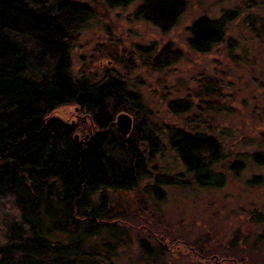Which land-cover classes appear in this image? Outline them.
<instances>
[{
	"label": "trees",
	"instance_id": "1",
	"mask_svg": "<svg viewBox=\"0 0 264 264\" xmlns=\"http://www.w3.org/2000/svg\"><path fill=\"white\" fill-rule=\"evenodd\" d=\"M134 2L0 0V264H109L117 248L128 249L133 241L137 264H169L165 257L175 239L167 241L148 224L144 233L131 227L150 220L141 218L146 210L153 221L164 220L160 188L219 193L249 162L264 167V135L257 142L260 152L239 154L230 163L219 141L199 131L200 114L184 121H198V127L185 130L153 119L136 91L140 80L128 79L136 69L131 58L138 55L141 66L160 71L180 58L172 45L159 52L153 45L134 46L129 58L110 52L117 71L74 75L72 51L98 9ZM186 8L183 0H140L132 17L164 34L180 23ZM258 10L264 13V0H237L217 19L198 18L187 29V49L208 54L224 43L234 48L232 39L225 41L226 31L242 12L248 13L243 23L264 46ZM222 96L218 81H200L193 94L169 102L168 109L173 116L193 107L219 114L227 110ZM65 107L73 109L71 121L57 116ZM120 113L134 120L126 139L114 126ZM165 141L183 173L168 176L151 167ZM148 180L153 183L142 189L136 211L114 215L107 207L109 195L134 192ZM245 184L258 189L264 178L253 176ZM248 215L246 224L228 235L187 234L186 255L172 264H264V208ZM133 217L137 223H131Z\"/></svg>",
	"mask_w": 264,
	"mask_h": 264
},
{
	"label": "rangeland",
	"instance_id": "2",
	"mask_svg": "<svg viewBox=\"0 0 264 264\" xmlns=\"http://www.w3.org/2000/svg\"><path fill=\"white\" fill-rule=\"evenodd\" d=\"M183 1L187 8L180 23L164 34L157 27L133 19L132 14L140 5V0H135L126 8L110 10L101 6L97 18L80 35L72 51L74 75L79 77L85 73L97 76L105 69L117 71L118 68L112 64L109 57L110 52H114L118 57L129 58L128 52L133 51L134 46L146 48L153 45L156 52H159L172 45V50L179 52L180 58H172L169 66L160 71H151L141 66L138 55L131 58L136 69L131 70L128 79L132 84L140 80L136 91L153 112V119L161 124L185 130L197 126L198 121H184L192 118L194 113L200 114L201 126H197L199 131L219 141L230 163L239 154L260 152L257 142L264 135V46L259 44V40L243 23L248 13L242 12L229 23L225 41L232 39L236 45L234 48L230 49L224 43L213 48L208 54H195L187 49V29L198 18H219L224 10L234 8L237 0ZM255 16L264 17V13L258 10ZM207 80L220 83L223 95L221 103L226 107V111L215 114L193 107L190 112L180 116L170 113L169 102L183 99L188 93L193 94L197 83ZM57 116L71 121L74 119L73 109H59ZM163 145L164 151L157 156L151 167L157 166L159 173L168 176L183 173L177 156L168 148L166 141ZM224 173L228 176L226 171ZM152 176H156V172L152 171ZM253 176L264 178V167L253 166L249 162L240 176L235 180L229 179L219 193L179 186L161 187V192H158L162 202L159 208L164 220L159 221L156 216L153 221L151 210H146L141 218L147 217L150 220L141 225V228L137 227V224L131 227L143 232V228L146 229L148 224L149 227L157 228V234L166 237L167 241L175 239L177 242H172L173 248H170V254L165 257L167 262L172 264L179 256L186 255L182 240L189 239L187 234H192L195 239L212 231L228 235L242 227L243 223L246 224L249 220L248 212L264 208V186L258 189L246 188L245 181ZM152 183V180L143 181L134 192L109 195L107 207L114 215L136 211V202L144 199L142 189ZM134 215L137 216V213ZM131 223H137L136 219ZM181 235L183 236L180 237ZM136 255L137 244L133 241L128 249L117 248L116 256L111 257L108 263L137 264ZM255 263L259 264L260 260Z\"/></svg>",
	"mask_w": 264,
	"mask_h": 264
},
{
	"label": "water",
	"instance_id": "3",
	"mask_svg": "<svg viewBox=\"0 0 264 264\" xmlns=\"http://www.w3.org/2000/svg\"><path fill=\"white\" fill-rule=\"evenodd\" d=\"M114 126L119 135L126 139L132 132L133 118L126 113H120L115 118Z\"/></svg>",
	"mask_w": 264,
	"mask_h": 264
}]
</instances>
